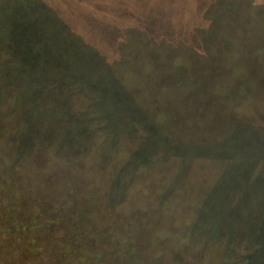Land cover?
Instances as JSON below:
<instances>
[{
  "label": "trees",
  "instance_id": "obj_1",
  "mask_svg": "<svg viewBox=\"0 0 264 264\" xmlns=\"http://www.w3.org/2000/svg\"><path fill=\"white\" fill-rule=\"evenodd\" d=\"M1 14L0 264H264V111L214 69L217 47L171 69L154 39L136 42L111 65L125 88H92L33 64L14 47L24 13ZM28 20L26 41L51 39ZM184 66L222 88H195ZM165 71L177 88H142Z\"/></svg>",
  "mask_w": 264,
  "mask_h": 264
},
{
  "label": "rangeland",
  "instance_id": "obj_2",
  "mask_svg": "<svg viewBox=\"0 0 264 264\" xmlns=\"http://www.w3.org/2000/svg\"><path fill=\"white\" fill-rule=\"evenodd\" d=\"M20 11L24 13L19 26L23 41L14 47L24 51L36 66L56 72V77L71 75L92 88H125L114 78L111 65L122 53L130 56V47L136 42L149 44L154 39L161 47L160 58L171 69L173 54L181 53L188 63L187 59L204 57L207 47H217L220 55L214 69L219 68L228 88H251L253 99L249 101L264 111V0H0V45H10L4 34L13 28L1 12L15 18ZM33 15L39 23L45 21L46 36L51 37L35 46L26 41L28 18ZM171 44L176 47L169 54ZM144 72L142 65L137 73L143 78ZM181 73L195 88H222L221 83L206 73L198 74L192 66H184ZM170 77L174 76L165 71L158 83L142 88H177ZM249 101L241 106L245 115L238 111L242 118L235 121V131L248 122V114L254 113ZM244 129L250 131L246 126ZM240 133L242 137L237 135L244 144L251 140L247 133ZM158 138L165 148L185 142L172 139L164 131ZM216 150L223 154L235 152L220 143Z\"/></svg>",
  "mask_w": 264,
  "mask_h": 264
}]
</instances>
